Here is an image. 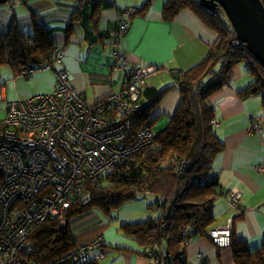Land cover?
<instances>
[{
	"label": "trees",
	"instance_id": "obj_1",
	"mask_svg": "<svg viewBox=\"0 0 264 264\" xmlns=\"http://www.w3.org/2000/svg\"><path fill=\"white\" fill-rule=\"evenodd\" d=\"M20 1L28 3L29 0ZM75 1V8L65 19L68 23L64 29L66 38L73 35L77 27H82L92 43L104 41L107 36L112 39L111 32L119 27V22L105 30L99 26L101 11L112 6V0ZM151 1L146 0L141 7L125 8H133L132 18L147 11ZM183 9L194 11L218 36L200 63L177 72L180 100L168 125L161 130L156 129V119L150 112L158 97L145 103L142 91V110L129 116L131 131L152 128L156 131L154 139L132 154L128 163L118 171L105 176L98 187L87 185L67 210L66 227H61L57 219H48L36 228L31 236L36 248L30 259L45 264L73 250L80 243L71 220L82 218L95 205L110 210L141 194L156 195L153 205L158 207L160 215L122 225L126 235L139 246L136 253L152 257L156 264H190L187 242L195 237L211 239L210 230L216 221L214 204L221 194L218 177L212 175V169L214 158L224 148L213 123L215 107L211 95L228 84L235 67L244 63L253 82L240 93L261 96L264 107V64L249 52L245 44L232 43L234 31L227 27L218 13H211L197 0H168L163 7V15L171 20ZM31 18V34H26L17 25H13L8 33L0 31V66L16 64L15 59L26 63L24 65L35 63L38 67L51 61V53L59 48L58 44L36 12L33 11ZM182 164L184 168L180 172ZM154 247H157L156 251ZM229 247L234 264H264V239L261 248L251 251L246 241L236 240L232 233ZM201 264H206V260L203 259Z\"/></svg>",
	"mask_w": 264,
	"mask_h": 264
},
{
	"label": "crops",
	"instance_id": "obj_2",
	"mask_svg": "<svg viewBox=\"0 0 264 264\" xmlns=\"http://www.w3.org/2000/svg\"><path fill=\"white\" fill-rule=\"evenodd\" d=\"M37 1L36 14L43 22L52 25L47 28L53 37H57L58 50L62 54L54 67L37 76L38 86H43L38 93L54 89L55 68H65L73 85L88 100L94 101L112 91L124 90L130 69L162 67V70L148 76L142 97L145 103L158 97L150 112L151 117L156 119L157 130L168 125L170 116L179 104L177 72L200 63L217 41L216 31L194 11L183 9L169 20L163 15V7L168 0H152L147 11L130 19L129 30L120 37V48L129 58L127 70L120 69L113 54V38L107 36L104 41L92 43L82 27H77L73 35L66 38L64 29L68 23L65 19L75 8V0ZM112 2V6L101 11L100 29H108L119 22L122 8L141 7L146 0ZM46 70H41V73ZM252 82L253 78L245 65H237L230 82L211 95L215 107V130L224 143L223 150L214 158L212 169V175L218 177L221 192L214 204L216 221L212 228L226 226L228 220L233 218V237L246 241L251 251H255L261 248L264 239V173H259L255 168L264 162V126L262 132L251 131L250 127L257 115L263 116L264 107L261 96L240 93ZM232 188L242 191L243 212L240 214H236L231 207L226 194ZM155 207L158 211L149 215L147 220L160 215V210ZM104 225L93 232L89 226L74 230L80 244L98 237L104 238L101 249L105 251L106 257L97 261L98 264H156L152 257L135 252L139 246L123 229L118 231L114 225ZM187 257L190 264H201L203 259L206 264H234L232 249L220 247L207 237L192 239L188 244Z\"/></svg>",
	"mask_w": 264,
	"mask_h": 264
},
{
	"label": "built area",
	"instance_id": "obj_3",
	"mask_svg": "<svg viewBox=\"0 0 264 264\" xmlns=\"http://www.w3.org/2000/svg\"><path fill=\"white\" fill-rule=\"evenodd\" d=\"M133 11L122 9L119 27L111 32L113 54L118 67L125 70L129 58L120 48V37L129 30ZM217 13L234 31L232 43H240L225 11ZM50 58L22 73L30 75L54 67L62 54L55 49ZM160 70L162 67H134L128 71L124 90L94 101L73 85L65 68H55L52 91L26 99L9 101L6 84L0 82V102L6 103V114L0 120V264H40L29 258L36 248L31 238L36 228L48 219H57L66 227V212L78 194L87 185L98 187L105 176L118 171L132 154L154 139L156 131L152 128L131 131L129 116L142 110L147 78ZM263 119L257 115L251 131L261 132ZM183 168L184 164L180 172ZM255 168L264 173V162ZM226 194L236 214L242 213V191L232 188ZM233 223L230 218L226 226L212 228V241L220 247L230 246ZM103 244L104 238L98 237L45 264L100 261L106 257Z\"/></svg>",
	"mask_w": 264,
	"mask_h": 264
},
{
	"label": "rangeland",
	"instance_id": "obj_4",
	"mask_svg": "<svg viewBox=\"0 0 264 264\" xmlns=\"http://www.w3.org/2000/svg\"><path fill=\"white\" fill-rule=\"evenodd\" d=\"M37 4V0H29L28 3L20 0H14V2L1 4L0 31H2L3 33H8L13 25H17L23 31H25L26 34L33 33V21L31 16L33 14V11H37ZM37 20L41 22L39 17H37ZM46 26H48V28L52 27V25H50L49 23L46 24ZM54 39L59 42L57 37L54 36ZM15 60L16 64L8 63L2 64L0 66V82L6 84V95L9 101L26 99L38 94L39 89L43 88V86H38L37 76L49 71L46 69H42L46 71L41 73V70H36L30 75H25L22 73V70L34 69L38 68V66L35 63H28L27 65H24L26 63H23L21 60ZM238 65L240 67H243L244 63H239ZM262 112L264 116V109ZM5 114L6 103L0 102V120L4 118ZM87 200L88 198H85V201ZM155 200L156 195L154 194H141L138 198L127 200L124 204H122V206L110 210L95 205L82 218L78 217L75 220H71V226L73 230H77L83 226H89L92 227L90 230L93 232L104 227V224L109 223L110 225H114L115 229L119 231L120 228L123 229L122 225L124 224L138 223L141 221L143 222V220L146 221L148 218H150L149 215H153V212L156 213L158 210L155 205H153Z\"/></svg>",
	"mask_w": 264,
	"mask_h": 264
},
{
	"label": "water",
	"instance_id": "obj_5",
	"mask_svg": "<svg viewBox=\"0 0 264 264\" xmlns=\"http://www.w3.org/2000/svg\"><path fill=\"white\" fill-rule=\"evenodd\" d=\"M10 0H0V5ZM211 13L223 9L240 43L264 64V2L262 0H200Z\"/></svg>",
	"mask_w": 264,
	"mask_h": 264
},
{
	"label": "clouds",
	"instance_id": "obj_6",
	"mask_svg": "<svg viewBox=\"0 0 264 264\" xmlns=\"http://www.w3.org/2000/svg\"><path fill=\"white\" fill-rule=\"evenodd\" d=\"M200 3V2H199ZM229 192V191H228ZM215 228V227H214ZM213 242V241H212ZM105 243V242H104ZM214 243V242H213ZM215 244V243H214ZM104 245V244H103ZM217 245V244H216ZM219 246V245H218ZM229 247V246H228Z\"/></svg>",
	"mask_w": 264,
	"mask_h": 264
}]
</instances>
